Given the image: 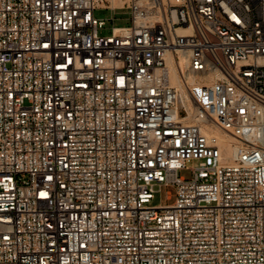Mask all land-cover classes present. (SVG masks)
<instances>
[{
  "label": "built area",
  "instance_id": "1",
  "mask_svg": "<svg viewBox=\"0 0 264 264\" xmlns=\"http://www.w3.org/2000/svg\"><path fill=\"white\" fill-rule=\"evenodd\" d=\"M0 264H264V0H0Z\"/></svg>",
  "mask_w": 264,
  "mask_h": 264
},
{
  "label": "rangeland",
  "instance_id": "2",
  "mask_svg": "<svg viewBox=\"0 0 264 264\" xmlns=\"http://www.w3.org/2000/svg\"><path fill=\"white\" fill-rule=\"evenodd\" d=\"M95 16L97 19L105 22V27L101 30V34L107 35L111 32L112 25L115 26H126L128 25L127 22V13L124 11H118L117 15L115 16L117 19L113 23L111 22L112 13L110 10L105 9H98L95 12ZM194 166V163H189L186 169H182L179 171V175L184 177L185 179L189 180L192 178L191 168ZM170 198L168 199V196ZM176 201V188L175 186H165L162 185L160 190L156 192L155 199L152 201V204L156 205H172Z\"/></svg>",
  "mask_w": 264,
  "mask_h": 264
},
{
  "label": "bare ground",
  "instance_id": "3",
  "mask_svg": "<svg viewBox=\"0 0 264 264\" xmlns=\"http://www.w3.org/2000/svg\"><path fill=\"white\" fill-rule=\"evenodd\" d=\"M112 3H113L114 6H120V5H122V0H112ZM214 133L219 135L221 138H226V139L229 140V138L228 137H224L222 132L220 130H218V129L215 130ZM226 148H227V151L229 153V147L226 146Z\"/></svg>",
  "mask_w": 264,
  "mask_h": 264
}]
</instances>
